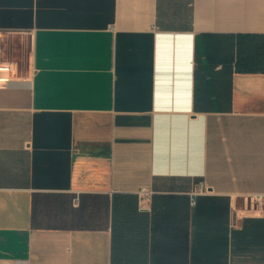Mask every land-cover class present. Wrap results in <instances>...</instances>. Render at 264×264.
Returning <instances> with one entry per match:
<instances>
[{
    "label": "crops",
    "instance_id": "obj_1",
    "mask_svg": "<svg viewBox=\"0 0 264 264\" xmlns=\"http://www.w3.org/2000/svg\"><path fill=\"white\" fill-rule=\"evenodd\" d=\"M0 30L30 48L0 264H264V0H0Z\"/></svg>",
    "mask_w": 264,
    "mask_h": 264
},
{
    "label": "built area",
    "instance_id": "obj_2",
    "mask_svg": "<svg viewBox=\"0 0 264 264\" xmlns=\"http://www.w3.org/2000/svg\"><path fill=\"white\" fill-rule=\"evenodd\" d=\"M15 34L12 31L0 30V89H7L24 79L21 75L20 64L5 53L6 45L10 44ZM205 193H207V188L201 184L199 189L191 194L192 200L194 201L198 195ZM242 199L243 209L252 217H261L264 214V195H245Z\"/></svg>",
    "mask_w": 264,
    "mask_h": 264
},
{
    "label": "rangeland",
    "instance_id": "obj_3",
    "mask_svg": "<svg viewBox=\"0 0 264 264\" xmlns=\"http://www.w3.org/2000/svg\"><path fill=\"white\" fill-rule=\"evenodd\" d=\"M18 40L15 44H12L10 41V44L6 45V51L5 53L9 54L10 57H15V60L21 64L22 69L26 60V57L29 55V43L24 41L22 37L18 36ZM12 39V38H11Z\"/></svg>",
    "mask_w": 264,
    "mask_h": 264
}]
</instances>
